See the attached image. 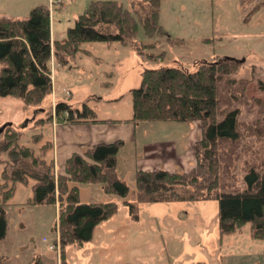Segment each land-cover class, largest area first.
Returning <instances> with one entry per match:
<instances>
[{
  "label": "rangeland",
  "instance_id": "rangeland-1",
  "mask_svg": "<svg viewBox=\"0 0 264 264\" xmlns=\"http://www.w3.org/2000/svg\"><path fill=\"white\" fill-rule=\"evenodd\" d=\"M88 1L0 0V16L26 17L33 5L46 4L52 44L65 36L67 27L73 25ZM118 1L133 13L146 4L144 0ZM255 4L259 8L249 14ZM158 19L165 30L161 35L148 36L142 25L138 26L135 39L146 44L143 52H138L131 42L119 40L83 41L74 56L62 64L52 52L48 60L51 91L40 103L28 105L20 97L0 95V127L3 124L16 127L21 131L19 142L34 147L37 153L41 143L50 140L52 146L45 157L53 158L57 166L58 162H65L67 152L77 150L78 142L89 141L92 127L99 128L101 137L104 131L119 127L110 118L131 116L130 90L139 85L143 68L183 65L194 69L203 59L231 56L241 60L233 76L247 81L243 85L247 104L241 105L239 127L247 145L255 141L260 146L261 156L264 153V0H244L243 5L241 0H160ZM168 36L177 39L171 41ZM162 51L163 55L156 59L147 55ZM59 101L68 102L74 110L82 109L87 103L94 109L97 120L67 122L63 114H56L55 104ZM48 116L51 118L38 122ZM156 122L164 125L150 131L145 130L149 122L139 123L136 135L140 143L147 134L151 137L163 133L170 140L177 139L180 148H186L188 122ZM242 123L249 126L245 132ZM259 129L260 141L255 134ZM36 134L41 135L38 141L34 140ZM4 139L2 128L0 145ZM85 144H79L78 152ZM141 149V144L124 136L117 151L116 168L129 185L125 196L128 200L136 198L135 174L144 158ZM5 159L6 151H0V181ZM242 161L240 156L235 166L234 181L239 188L243 186ZM63 165H59L60 169ZM32 181L31 178L27 182L16 181L5 205L7 227L0 241V253L10 254V260L2 264H31V257L32 264H60L59 207L57 202L56 205L28 203ZM78 185L82 201L115 200L117 208L110 217L96 224L89 240L80 246L74 243L65 246V264H264V238L252 235L250 222L233 231L221 232L217 198L139 201L135 213H131L123 197L106 193L99 182ZM55 242L58 246L50 248Z\"/></svg>",
  "mask_w": 264,
  "mask_h": 264
},
{
  "label": "trees",
  "instance_id": "trees-1",
  "mask_svg": "<svg viewBox=\"0 0 264 264\" xmlns=\"http://www.w3.org/2000/svg\"><path fill=\"white\" fill-rule=\"evenodd\" d=\"M144 2L141 10L133 13L118 0H89L73 25L67 27L65 36L52 44L46 4L33 5L26 17L0 16V95L20 97L25 105L40 103L52 87L48 63L52 52L59 63H65L83 41L131 42L138 52H143L146 44L135 39L139 24L148 36L165 32L158 19L160 0ZM258 8L253 5L249 14ZM147 55L156 59L163 51ZM240 62L238 58L221 56L198 61L194 69L183 65L143 68L139 85L130 90L132 112L127 120L133 123L198 120L202 136L194 142L196 160L188 171L138 168L137 194L133 200L125 198L129 185L116 168L121 139L85 144L81 152L74 151L66 158L61 172H56L54 159L45 157L52 146L50 140L41 143L37 153L34 147L19 142L20 130L6 124L5 139L0 145V151L7 153L0 181V241L6 235L5 205L15 182H27L29 178L33 181L28 203L57 202L59 207L60 264H65L67 244L80 246L89 240L96 224L117 208L115 200L82 201L80 182H99L106 193L123 197L131 213H135L139 201L217 198L221 232L233 231L248 221L252 235L264 238V153L260 156V146L255 141L246 144L239 127L241 105L247 104L243 87L247 81L233 76ZM55 111L63 114L67 122L97 120L94 109L87 103L74 110L68 102L59 101ZM50 118H40L38 122ZM242 126L244 132L249 128L244 123ZM255 134L260 141V129ZM40 137L36 134L34 140ZM247 152L250 156L245 157ZM240 156L243 186L239 188L234 180ZM3 260L4 255L0 254V264Z\"/></svg>",
  "mask_w": 264,
  "mask_h": 264
},
{
  "label": "crops",
  "instance_id": "crops-1",
  "mask_svg": "<svg viewBox=\"0 0 264 264\" xmlns=\"http://www.w3.org/2000/svg\"><path fill=\"white\" fill-rule=\"evenodd\" d=\"M129 117L125 118H110L109 120L115 122L113 125H117L116 129H111L105 131L102 133V136L100 137L98 134L99 128L98 127H92V132L90 135L89 141H80L78 142L77 150H71L67 152L64 155V158H67L71 152L73 151H80L81 147L79 144H82L83 142L88 143H94V142H109L113 141L115 139H121L124 141V136H129L131 140L134 142H137L138 144H141V151L143 155V161L142 163H139L138 168H143V169H154V168H165L168 170H178V166L181 167L183 170L190 169L192 165L195 163V153H194V142L198 139L201 138L202 136V130L200 126V122L198 120H194L192 122H188L187 125L189 136H188V141H187V146L186 148H180V144L178 145V140L173 138L172 140L169 139V137L163 133H160L157 136H151L148 137L149 135H145V138L141 140V143L138 141L137 138V129L139 127V123H133L131 121H128ZM101 120V119H100ZM165 122H171V121H165ZM158 122L152 121L146 124L145 130H152V127L156 128L157 126L161 127V125L164 124H156ZM102 130V129H101ZM149 130V131H150ZM115 138V139H113ZM57 141V138H56ZM66 161V159H65ZM61 162V161H60ZM55 163V161H54ZM65 164V162H63ZM59 163L57 166L55 165V170L56 172L62 171L64 168L63 167L60 169L59 165L63 164ZM137 168V169H138ZM35 247V246H34ZM48 251V250H47ZM39 253V252H38ZM1 255H4V261L3 263L7 262L10 260V254L8 253H0ZM34 254V253H33ZM31 264L33 257L30 259ZM29 264V263H25ZM44 264V263H42Z\"/></svg>",
  "mask_w": 264,
  "mask_h": 264
},
{
  "label": "built area",
  "instance_id": "built-area-1",
  "mask_svg": "<svg viewBox=\"0 0 264 264\" xmlns=\"http://www.w3.org/2000/svg\"><path fill=\"white\" fill-rule=\"evenodd\" d=\"M57 242H58V240H57ZM55 243H56V242H55ZM57 246H58V243H56V245L53 243V244L50 245V248H56ZM57 256H58V258H59V256H60V254H59V250H58Z\"/></svg>",
  "mask_w": 264,
  "mask_h": 264
},
{
  "label": "water",
  "instance_id": "water-1",
  "mask_svg": "<svg viewBox=\"0 0 264 264\" xmlns=\"http://www.w3.org/2000/svg\"><path fill=\"white\" fill-rule=\"evenodd\" d=\"M5 126V124H3L1 127H0V130Z\"/></svg>",
  "mask_w": 264,
  "mask_h": 264
}]
</instances>
